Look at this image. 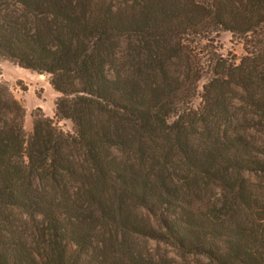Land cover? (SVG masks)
<instances>
[{"label": "trees", "instance_id": "obj_1", "mask_svg": "<svg viewBox=\"0 0 264 264\" xmlns=\"http://www.w3.org/2000/svg\"><path fill=\"white\" fill-rule=\"evenodd\" d=\"M3 61L0 264H264V0H0Z\"/></svg>", "mask_w": 264, "mask_h": 264}, {"label": "rangeland", "instance_id": "obj_2", "mask_svg": "<svg viewBox=\"0 0 264 264\" xmlns=\"http://www.w3.org/2000/svg\"><path fill=\"white\" fill-rule=\"evenodd\" d=\"M232 41L230 37L223 38L220 41L222 47V54L225 58L237 59L241 58L244 54L242 51V45L237 43V40ZM0 83L6 84L10 87L15 97L20 100L26 110L27 117L25 121V130L27 135L32 133L33 117L32 114L38 109H41L47 117L54 118L56 109L55 102L58 94L51 87L48 78L40 76L37 73L30 72L20 68L19 66L11 62H0ZM195 107H199L200 99L198 98L194 102ZM61 128L65 131L72 130V123L65 122L61 124ZM149 249L152 254L156 256H168L171 258H177L178 261H182L176 255V251L166 245H158L156 243H149ZM195 264H208L206 260L199 258H191Z\"/></svg>", "mask_w": 264, "mask_h": 264}]
</instances>
